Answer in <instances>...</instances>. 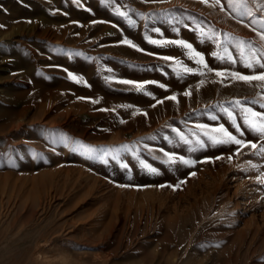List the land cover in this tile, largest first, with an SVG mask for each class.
<instances>
[{
    "label": "rangeland",
    "instance_id": "1",
    "mask_svg": "<svg viewBox=\"0 0 264 264\" xmlns=\"http://www.w3.org/2000/svg\"><path fill=\"white\" fill-rule=\"evenodd\" d=\"M211 3L0 0V264H264V154L203 135L257 143L233 103L264 85L199 29L259 38Z\"/></svg>",
    "mask_w": 264,
    "mask_h": 264
},
{
    "label": "snow or ice",
    "instance_id": "2",
    "mask_svg": "<svg viewBox=\"0 0 264 264\" xmlns=\"http://www.w3.org/2000/svg\"><path fill=\"white\" fill-rule=\"evenodd\" d=\"M201 2L208 4L209 0H201ZM209 6H219L221 11L225 10V5L221 3V0H212V3ZM227 8L229 10L228 15L232 16L233 19H237V21L244 24L245 27L250 28L251 31H253L259 39L245 40L226 36L223 40H221L220 34L212 33L211 35H209L202 28L199 29L201 33L202 43L205 42V40H209L213 42L218 48L223 49V55H221L219 52L213 51L211 55L214 58L233 66L239 62L251 73L243 74L235 70H226V72L217 71L215 74L221 77H225L227 75V77L249 84H251L253 81H257L264 85V3H257L256 0H227ZM119 14L124 17L128 16L126 12H120ZM245 21L247 22L245 23ZM129 23L134 24V21L129 20ZM192 30L195 31L197 29ZM155 31L159 32V29H155ZM173 31L178 32L179 29L173 28ZM149 42L153 44H175L185 49L189 59H192L199 66L198 69H192L182 65L185 73H194L196 71H201V74H203L202 69H207L208 72L213 71V69L210 68L205 61L203 53L196 51L193 46L186 41L149 40ZM123 43L128 44L132 47H136V45H134L127 39H125ZM229 48L235 49V56L232 54V52L229 51ZM137 50L143 51L142 49ZM163 59L174 60L175 58L166 56ZM177 63H179V61H177ZM122 83L130 84L133 82L122 81ZM142 87V85H137L138 89H142ZM161 87H163V85H161ZM185 95H190V92H185ZM166 99L175 100L176 97H166ZM157 103H162V101H157ZM248 103H250L251 105H259L261 109H264V95H262L261 93H257V97L252 99ZM233 107L240 111L244 128L260 138L257 143H253L252 141H245L242 138H238L237 135L229 132L223 125H220L218 128L205 131L203 132V135L207 136L213 145H238L239 147L237 148V154H239L241 149L244 147H250L251 149L258 150L260 153L264 154V111H257L254 107L251 106L245 107L242 105L240 100L234 101ZM225 111L228 114L232 127L240 137H243L244 131L241 129L240 124L236 122V118L233 113L231 111H228L227 109ZM213 119H215V117H213ZM197 127L200 129H208L207 125H197ZM215 134H220L219 138ZM178 135L183 142H189L187 138L183 136V134L178 133ZM198 143L203 145L204 142L198 141ZM104 155H107V153H104ZM165 155L169 157L170 162H176L177 158L174 154L166 153ZM220 158L221 157H217V159ZM178 159L180 162L185 164L194 163V161L185 160L184 157H179ZM229 159H231V157H229ZM150 170L152 172H155V169ZM176 187H178V185Z\"/></svg>",
    "mask_w": 264,
    "mask_h": 264
},
{
    "label": "bare ground",
    "instance_id": "3",
    "mask_svg": "<svg viewBox=\"0 0 264 264\" xmlns=\"http://www.w3.org/2000/svg\"><path fill=\"white\" fill-rule=\"evenodd\" d=\"M33 30H34V28H33ZM0 34H1V33H0ZM1 35H2V34H1ZM10 38H11V37H10ZM13 38H14V37H13ZM14 41H15V42H18V40H15V39H14Z\"/></svg>",
    "mask_w": 264,
    "mask_h": 264
}]
</instances>
